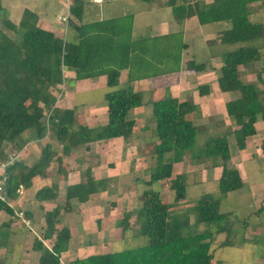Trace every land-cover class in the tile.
Masks as SVG:
<instances>
[{
	"label": "trees",
	"instance_id": "16d2710c",
	"mask_svg": "<svg viewBox=\"0 0 264 264\" xmlns=\"http://www.w3.org/2000/svg\"><path fill=\"white\" fill-rule=\"evenodd\" d=\"M91 0H71L70 17L66 21V31L62 38L51 30L37 24V15L24 9L22 17L15 25L8 19L4 24L16 33L11 38L0 29V161L8 158L5 146L20 150L24 145L22 133L29 131L34 139H40L49 132L62 146V152L69 154L80 145L97 140L116 137L128 139L132 136L135 120L128 117V111L143 104L142 91H136L128 83L118 87L122 69L146 70L155 66L144 57L162 61L169 72L179 71L182 50L186 44L180 34L162 36L133 37L132 13L111 18L83 21L85 6ZM151 3L156 0H143ZM253 0H216L210 4L189 3L186 0H167L174 20L182 21L195 16L200 24L229 22V27L220 31V42L240 43L232 50L222 53V65L217 78L221 91H240L235 98L225 103L228 116L232 117L236 128L232 135L238 150L247 147L248 137L257 133L256 122L264 120V89L253 82H243L240 78L242 66L259 61L263 57L264 24L249 19L248 4ZM205 62L188 60L186 68L201 71ZM64 69L74 72V79H84L106 75V85L113 88L106 92L107 122L96 127H88L78 122L75 109L58 108L56 85L63 82ZM264 66L256 70L258 82H263L261 73ZM156 75V71H150ZM149 72V73H150ZM130 78L128 81H131ZM201 95L207 94V84L200 85ZM152 106V134L157 138L154 146L155 166L146 181L167 184L174 191L175 204L186 198V173L173 174V165L184 158L186 152L193 151L198 128L188 118L196 110V105L171 95L150 100ZM15 152V151H12ZM41 157L31 165L15 160L5 170L4 190L7 199L18 195L22 186H29L31 179L42 174V169L54 158L56 149L46 143L41 147ZM202 157L220 159L222 172L219 177V191L225 195L243 187V180L237 168H230L227 162L232 152L226 135L206 141L204 149L192 152L193 159ZM61 162V158L57 157ZM81 184L67 187L64 211L72 209V199L84 202L96 192L99 183L88 167L83 173ZM165 183V184H164ZM56 185L43 186L36 192L38 200L55 197ZM114 204V203H112ZM173 203L163 200L159 190L148 188L142 192L139 207L125 211L118 220L122 232L127 229L130 219L139 225L138 232L148 238L147 244L77 258L66 264H212L210 250L214 236L210 228L216 227L217 233L231 232L227 223L229 212L220 211V197L203 193L196 199L192 212L172 213ZM0 210L13 214L7 201L0 199ZM263 210V207L258 209ZM257 210V211H258ZM60 206L45 213L46 228L43 238H53L51 247L35 238L32 249L39 252L37 264H60V256L68 247L70 229L55 227L59 219ZM194 219L191 222V215ZM251 214V213H250ZM248 214V215H250ZM247 218H245L246 221ZM204 224L203 231L197 225ZM229 244V237L221 246ZM0 264H8L0 261Z\"/></svg>",
	"mask_w": 264,
	"mask_h": 264
},
{
	"label": "rangeland",
	"instance_id": "374dc122",
	"mask_svg": "<svg viewBox=\"0 0 264 264\" xmlns=\"http://www.w3.org/2000/svg\"><path fill=\"white\" fill-rule=\"evenodd\" d=\"M166 1L167 0H158V2L153 5L155 12L151 10V3L145 2L143 0H110V2L108 1V6L106 3L95 6L87 4L85 6L83 19L84 21H89L92 19L134 13V34L142 35L164 33L171 35L170 37L172 38H174L175 35L184 34V36L180 35L179 37V39L183 37V40L188 45L186 49L184 48L185 50H182L183 54L181 53L183 61H185V59H194L197 62H201L205 60V57H210V53L206 52L209 48H207L205 45V35L209 31L215 33L218 29L227 28L229 26V22L222 21L200 24L195 16L186 18L182 21H176L173 19L169 8L165 5ZM70 3L71 0H0V29L7 33V35L11 38H15V31L6 27L4 24V19H8L15 25H18L24 9H29L37 14V20L40 26L51 29L57 37L62 38L66 28L65 18L67 16L70 17ZM96 8L99 10L101 9V11L96 13L98 15L96 18H92L91 14H95ZM250 19L253 21H264V12L260 11L258 14L251 15ZM239 45L240 43L220 44L217 47L223 51H226L234 49ZM211 51L214 52V50ZM219 57V65L217 66L218 74H220V65L222 63L221 54ZM260 64L264 65V56L262 57ZM252 70L253 69L250 68L246 69L245 74L253 73ZM243 72L244 70L241 68L240 73ZM185 77V74H183L182 79H185ZM64 78L66 81H68L67 76H64ZM252 78L254 79L249 80L248 78L243 77L241 80L243 82H253L258 86V88L264 89V73L261 75L263 82H258L256 75L255 77L253 75ZM75 81L77 80H74L73 82ZM92 81L95 82L96 79H92ZM111 89L113 88L108 87L105 83L97 84V86L94 87H80L76 91H74V89L71 87L68 88L67 85L64 89L63 85H61L56 89L59 90L56 93V99L61 96V93H64L65 98H67L66 101H72V104L74 106L76 105V109L79 113L83 114V110L92 109L93 112L97 113L99 123H104L107 118V103L105 94ZM221 93L226 99L229 97L235 98L240 94V91ZM156 95L157 98L165 95L174 96L172 89L165 86L159 88ZM144 97L146 100L147 97L151 96L149 93H147ZM261 98H264V92L261 94ZM183 99L189 100L191 103L193 102V104H196L197 109L190 113L188 117L198 128V135L193 151L189 150L184 154L183 160L180 161V165H177L175 168L176 171L174 173V175L180 172L186 173L187 201L180 204H175L174 191L169 193L165 199L175 204L174 206L176 207L181 206L179 208L171 209L172 213L175 211L177 214H181L185 210H188L187 212H192L196 199H198L203 193L209 192L214 196L220 197V211L229 212L231 214L227 220V223L231 224V232L229 234L227 232L217 233L216 227L212 226L210 228V230L214 233L210 247V250L213 254L212 264H264V120H262L259 116V121L262 120L258 124L259 131L257 134L259 135L248 141L249 145L246 147L247 149L245 148L244 150H238L234 141V136L232 135V131L234 128H236V124L233 118L228 116V114L223 111L225 106L223 110L221 108V110L219 109V115H217L216 111H211L204 114L199 104H197L200 101L198 93H191L187 98ZM134 110L135 109L133 108L128 111V117H132V112H134ZM140 115L143 118L142 126H147L150 128L146 130V132L142 133L144 135V140L146 141L143 157L144 159L146 158V161L149 159V161L146 162L148 165L146 166L148 167L149 171L146 169L145 165L143 166L140 173L138 171H134V164H132L131 161L129 162L130 157L127 155H122L125 158L124 166L121 167V165L117 163L120 166V168L117 170L119 172L121 169L123 176L122 179L120 181L113 179L108 182V179L102 177L104 182L107 181V183H105V189H99L98 193H96L94 196L95 198H92L93 202L96 204H101V210L105 209L106 212L111 211L110 207H114L116 205H118L121 212L126 208H130L131 211L135 210L141 204L143 190L150 187L159 190L162 196L167 194V192L163 191L164 186L160 185V182L157 181L151 185L146 183V181L150 178V171L155 166V155L153 153L155 139L151 132V128L153 127L151 117H149L148 114L146 115L145 112H142ZM223 135L228 137V143L232 152V157L227 162V165L230 168H237L242 176V179L244 180L243 182L245 183V187L243 189L230 191L225 195H221L219 191V173L222 170V166H220L221 160L219 158L216 160L213 158L206 159L205 157H202L198 160L192 158V152H200L202 149H204L207 140ZM50 137L54 140L56 139L51 134ZM22 138L24 141H26L28 139H33V136L29 131H26L23 133ZM103 141L109 142L108 140ZM42 144L43 143L34 144V146H38V149H35L29 160L27 159L29 164H33L40 159L42 154ZM54 145H56V143ZM85 146V144L81 145L77 150V155L80 157L85 154ZM52 147L56 149L55 146ZM117 147L121 146L118 145ZM7 149L9 156L12 151H10L9 148ZM57 154L58 153H56L54 158L57 157ZM113 155L116 154L113 152L112 155H107L108 158H106L107 161L113 160L111 162L112 164H114L113 162H117L120 159V157ZM90 156L93 162L97 161L98 156L94 155L92 151ZM136 156H139V154L135 153L131 156L133 157L132 159H134L135 163L137 160L136 158H139ZM102 158H104V156H102ZM109 167L113 168L114 170L116 169L114 165H110ZM136 173L139 174V178L136 177ZM101 184L103 183L101 182ZM124 194H126V197L121 198ZM260 207H263L262 211L258 210ZM79 208H82V206ZM17 218L19 217L14 216V219L17 220ZM73 218L77 219V216H74ZM112 218H115V216L112 215L111 219ZM132 218L134 219L133 216L131 219ZM245 218H247L246 221ZM90 219L91 217H89L86 222L84 221L85 227L88 226ZM193 219L194 216L192 213L191 222H193ZM112 223L114 222L112 221L110 223L111 225H106V223H104L103 227L107 226L112 229L109 232L111 233V236H115V234L118 235L121 231L120 227L115 229L111 227L113 225ZM206 228L207 226L204 224L197 225V229L199 231H203ZM133 232H136V230L127 231L125 233L131 236ZM228 237L229 244L221 246V242ZM6 238L12 239L11 236H7ZM139 241L140 240H136L135 242H131L132 244H127L129 241L122 239L114 244V248L136 247L135 243H138ZM20 251L21 249L19 247V249H14L11 254L7 252L5 260H3V258L0 259H2L1 261H5L8 264H29L30 262H28L27 259H19L18 253Z\"/></svg>",
	"mask_w": 264,
	"mask_h": 264
},
{
	"label": "crops",
	"instance_id": "0c3cea01",
	"mask_svg": "<svg viewBox=\"0 0 264 264\" xmlns=\"http://www.w3.org/2000/svg\"><path fill=\"white\" fill-rule=\"evenodd\" d=\"M93 1L91 0L88 3V5L95 6V5H103L106 3V5L108 6L110 2V0H93ZM157 2L158 0L151 2L150 4L152 6L151 10L153 12H155L153 5H155ZM168 8L170 10V7ZM248 10H249V19L251 15L258 14L260 13V11L264 12V0L251 1L248 4ZM98 11H101V9L99 10L98 8H96L95 14L94 15L91 14L92 18H96L98 16L96 14ZM133 15H134V20H135V14L133 13ZM118 16H121V15H118ZM111 17H115V16L92 19L89 21L101 20V19H106V18H111ZM134 20H133V37L134 38H138L141 36L155 37V36L166 35L164 33L142 34V35L134 34V31H135ZM89 21H84V22H89ZM251 21L264 24V21H253V20ZM37 24H38V20H37ZM45 29L51 30L49 28H45ZM223 29H218V30L215 29L216 30L215 33H212V31H209L205 35V38H204L205 45L207 46V48H209L206 52L210 53V57H205V60L201 61V62L206 63V67L201 71H194L192 69L186 68L187 61L194 60V59H185V61L181 59L180 70L169 72L168 69L161 66L163 63L162 61L158 60L157 58L153 59L147 56L144 58L150 59L155 64L153 69L150 68L149 72L156 71L157 73L156 75H154L151 72L150 73L146 72V70L133 69L129 71L128 68L121 70L120 76H119L118 87H125L128 83H130L134 90L142 91L143 93V104L139 107H135L134 112H132V117H130L135 120L134 131L130 138L126 140L123 139L122 137L107 139L109 142H106L103 140L94 141L92 143H89L90 145L88 146V148L86 147L84 148L85 154L82 155L81 157L77 155V152H78L77 150L79 147H77L76 149H73L69 154L63 153L62 146L58 143L57 139L54 140L50 137L49 132L46 133V135L40 139L33 138V139H28L24 141L25 143L23 147L18 151L11 149L9 146L4 147L7 153H9L7 149L9 148L10 151H15L18 154V157L16 158L17 161L21 160L26 165H31L29 164L27 159L29 160L30 157L33 155L35 149H38V146L36 145L34 146V144L43 143L42 146H44L46 143H49L51 144V146L56 147V150L58 153L57 157L61 158V162L58 161L57 157L53 158L42 169L41 175H36L31 179V184L29 186H22L19 188L18 195L11 200L9 199V204L13 208V211H14L13 214H9L5 210H0V258H3V260H5L7 256V252L11 254V252L14 249H19L20 247L21 251L19 253L16 252L19 254V259H27V261L30 262L29 264H37L39 252L34 251L32 249L33 241L35 240V238H39L42 240L45 246L47 247L52 246L54 237L47 238V239L43 238L44 230L46 228L44 216L47 211L52 210L56 206H60L61 211L59 213V219L55 223V227L57 229H60L63 226H67L70 229V233H71V236L68 242V247L65 251L61 253L60 264H66L67 262L72 261L74 259L85 258L90 255H100L104 253L129 249L127 247L114 248V244L117 241H120L122 239L125 241H129V243L127 244H132L131 242L140 240L138 243H135L136 247L147 244L148 238L144 235H141L138 232L139 225L137 223H134L133 218L130 219V224L128 225L127 229H125V231L122 232V227L119 225L118 220L122 218V215L125 211H131L130 208H126L124 211L121 212L118 205H116L114 207H110L111 211L106 212L105 209L101 210L100 208L101 204L94 203L92 198L95 196L96 193H98L99 189H105V186H106L105 183H107V181L104 182V180H102V177H105L106 179H108V182L113 179H116L119 181L122 179L123 176H122L121 169L119 170V172L117 169L120 168L119 165H121V167L124 166L125 164L124 156L125 155L129 156L130 157L129 162L131 161L132 164H134V168H135L134 171H138L140 173L143 166L147 165L146 162L149 161V159L146 161L145 160L146 158L144 159L143 157L144 156L143 152L145 150L146 141L144 140V135L142 133L146 132V130L150 128L147 126H142L143 118L141 117L140 114L142 112H145L146 115L148 114V116L151 117L152 106H151L150 100L163 97V96L158 97V98L156 97L157 96L156 94L158 93L159 88H161L162 86L170 87V89H172L173 91L174 96L179 98V100H184L183 98H187L189 94L191 93L192 94L198 93L200 97V101L197 104H199L204 114L211 112V111H216L217 115H219L218 113L219 109L221 108L223 110L225 103L233 99V97H229L226 99L223 97V94L221 93L223 91L220 90L218 86V82H217V78L219 75L217 73V66L219 65L218 61L220 59L219 56L221 54V58H222V53L225 52L217 47L220 44H225V43L220 42V31H222ZM180 35L184 36V34H180ZM181 39L186 44V48H187L188 45L183 40V37ZM211 50H214V52H212ZM261 50L264 56V47ZM260 62L261 60L245 65V66H242V69L244 70V72L240 74V78L242 79L243 77H245V78H248L249 80H253L254 78L252 77L253 75L255 77L256 70L264 66L263 64H260ZM248 68L253 69L252 70L253 73L245 74L246 69ZM262 73H264V71ZM183 74H185L186 76L185 79H182ZM64 76L68 77L67 79L68 81L65 80ZM130 78L132 80L128 81ZM92 79H96V81L93 82ZM74 80H77V81L73 82ZM103 83L106 84V75H99L97 77H92V78L90 77V78H84V79L78 80V79H74L73 71L64 69L63 82L60 84H57L56 89L61 85H63L65 89V86L67 85L68 88L71 87L74 89V91H76L80 87H84V86L94 87V86H97V84H103ZM204 84H207L209 88V92L207 94L201 95L198 91V87ZM228 92L230 93L231 91H228ZM147 93H149L151 97H147L145 100L144 96ZM66 100L67 98H65V94L61 93V96L58 99H56L54 106L61 108V109L63 108L75 109L78 114V122L80 124L86 125L88 127H96L98 126V124L102 125L107 122V118H106L104 123H99L98 115L96 112H93L92 109L83 110L84 112L83 114L79 113L76 109V105L74 106L72 104V101H66ZM225 109L223 111L226 112ZM106 110H107V107H106ZM151 120H152V117H151ZM262 120L259 121L258 119V121L256 122L257 133L259 131L258 124ZM152 123L154 127V122L152 121ZM153 127L151 128V132H152ZM257 133L254 136L248 137L249 139H247V147L249 145L248 141L253 139V137L255 138L257 135H259ZM152 136L155 139V142H154V146H155L158 140L154 135ZM55 143L56 145H54ZM118 145H120L121 147H117ZM91 151L94 153V155L98 156L96 162H93L91 160V156H90ZM113 152L116 154L113 156L120 157V159L117 162H113L114 164L111 163L113 160H108V161L106 160V158H108L107 155H112ZM135 153L139 154V156H136V157H139V158H136L137 159L136 163L134 159H132L133 157H131ZM153 153H154V150H153ZM102 156H104V158H102ZM180 163L181 162L174 163L173 174L176 171L175 168L177 167V165H180ZM110 165L111 166L114 165L116 169L114 170L113 168L109 167ZM147 166H146V169L149 171ZM88 167L91 168L92 175L95 177V179L99 183L98 190L90 194L88 199L84 202H78L77 199H72L71 201L72 209L69 211H64L63 206L65 203L64 200H65L67 187L71 185L81 184L84 181L83 173ZM221 172L219 173L220 175H221ZM136 177L139 178V174L136 173ZM101 182L103 184H101ZM54 184L57 186V189L55 191V197L53 199L38 200L36 198V192L38 191V189L42 188L43 186H52ZM160 185H162L161 182H160ZM163 186H164L163 191L167 192V194L163 196L161 194V197L163 198V200L167 201L165 197H167L169 193H172V190L168 188L167 184ZM244 187H245V183L243 182V187L241 189H243ZM125 195L126 194L122 195L121 198L126 197ZM186 201H187V197L183 201L179 202V204L182 202H186ZM80 206H82V208H79ZM179 207L181 206H177V207L174 206L171 209H175ZM19 210H23L26 218L30 219V225H29L30 229L22 222L21 218H17V220L14 219V216H17L16 212H18ZM102 211L106 213L104 214ZM187 211L188 210H185L183 212H187ZM119 212H120V216H119ZM174 213L176 212L174 211ZM112 215H114L115 218L111 219ZM74 216H77V219H74L73 218ZM89 217H91V219L88 223V226L85 227L84 221L86 222V220H88ZM112 221L114 223H112L113 225L111 227L115 229L120 227V230H121L120 233L118 235L115 234V236H111V233H109L112 230L110 229V227H107V226L103 227L104 223H106V225H111L110 223ZM134 229L136 230V232H133L131 236L125 233L127 231H135ZM7 236H11L12 239L6 238ZM22 239H23V242H22ZM46 242L49 246L46 244ZM132 248H135V247H132ZM1 260L2 259H0V261Z\"/></svg>",
	"mask_w": 264,
	"mask_h": 264
},
{
	"label": "built area",
	"instance_id": "2783aa9c",
	"mask_svg": "<svg viewBox=\"0 0 264 264\" xmlns=\"http://www.w3.org/2000/svg\"><path fill=\"white\" fill-rule=\"evenodd\" d=\"M189 3H200V4H210L215 2L216 0H186ZM68 16L65 18L67 21ZM66 31V28H65ZM18 157V154L16 152H12L9 154L8 158L5 161H0V199L5 200L9 204V199L6 198V193L4 190V185L6 182V175H5V170L8 165L13 163L16 158ZM10 205V204H9ZM17 216L21 218L22 222L29 226L30 225V219L26 218L25 213L23 210H19L17 212Z\"/></svg>",
	"mask_w": 264,
	"mask_h": 264
}]
</instances>
